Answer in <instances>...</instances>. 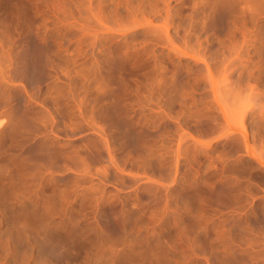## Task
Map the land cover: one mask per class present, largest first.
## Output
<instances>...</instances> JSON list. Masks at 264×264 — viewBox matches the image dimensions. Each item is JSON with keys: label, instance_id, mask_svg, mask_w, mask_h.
<instances>
[{"label": "rangeland", "instance_id": "374dc122", "mask_svg": "<svg viewBox=\"0 0 264 264\" xmlns=\"http://www.w3.org/2000/svg\"><path fill=\"white\" fill-rule=\"evenodd\" d=\"M0 264H264V0H0Z\"/></svg>", "mask_w": 264, "mask_h": 264}]
</instances>
